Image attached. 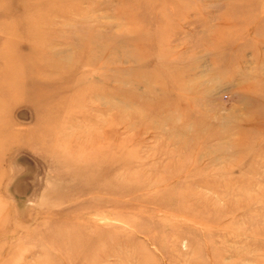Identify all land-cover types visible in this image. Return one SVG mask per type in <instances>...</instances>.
Here are the masks:
<instances>
[{
	"label": "rangeland",
	"instance_id": "1",
	"mask_svg": "<svg viewBox=\"0 0 264 264\" xmlns=\"http://www.w3.org/2000/svg\"><path fill=\"white\" fill-rule=\"evenodd\" d=\"M99 2L84 12L113 48L88 77L94 96L49 135L59 132L65 147L73 136L106 146L103 191L85 187L83 170L93 164L48 135L40 144L16 134L40 132L61 96L71 107L72 78L81 74L44 73L49 49L38 59L24 53L18 64L0 38V264H78L40 242L86 221L101 231L87 230L102 246L91 264H264V0H182L177 14L153 7L132 20L120 0ZM164 10L166 30L153 44L123 42L142 21L156 33ZM218 38L222 45L206 48ZM141 50L146 57L135 59ZM76 52L58 58L71 67ZM171 82L185 91L169 94ZM52 150L63 157L50 158Z\"/></svg>",
	"mask_w": 264,
	"mask_h": 264
},
{
	"label": "bare ground",
	"instance_id": "2",
	"mask_svg": "<svg viewBox=\"0 0 264 264\" xmlns=\"http://www.w3.org/2000/svg\"><path fill=\"white\" fill-rule=\"evenodd\" d=\"M120 1L123 4L128 5L126 9H123L121 11V14L129 20L138 17L143 12L150 10L153 7L166 9L168 5L169 6L172 5L173 7L172 13H176V14L182 11L183 9L182 0H120ZM83 3L87 4V6H85L84 8L81 6ZM92 3L97 4L96 6H98V8L100 7L101 4L99 0H0V38L5 39V41H3V44H5L10 49L11 48L14 49L17 55L18 64H20V60L24 53H31L34 55V59H38L39 50L49 49V51L51 52L47 56L43 54L50 61V64L45 69L44 73H48L49 75L55 73L56 75L62 77L64 71L66 73V75H64L65 76L64 78L68 80H69V76H72L71 74L73 72H75L76 75L78 73L81 74V76L77 79H75V77L74 79L72 78V81L76 82L75 85L77 86L76 88L73 87L72 89L73 104L71 107L67 104L63 105V103L64 102L66 103L67 100L66 98H63V96H61L62 99L61 97L60 99H57L55 108L53 107L51 110H49V112L45 111L47 115L43 116L44 118H42V122L41 120H39L38 124L40 125V127L41 128L43 126L45 127V128L43 127V129L40 132L38 131V133L35 135H32V133L30 134L28 132L25 133L14 132V133L20 136L21 134H24L23 136H28V137L33 136L35 142L40 144H45V137L46 135H48L49 142L50 140L54 141L55 147L57 148H59V146L62 147L65 144H67L66 142L64 143V139L62 138L59 132L57 133L56 131L51 135H49V132H51V130L55 131L56 127L61 123V121L63 122L64 117L68 116L70 113H74V114L77 113L79 111L78 107H80L83 104L84 99H90L92 98V96H94L93 95L94 92L92 90L94 88L93 87L94 85H92L88 81V77H90L89 75L94 69H98L102 65L99 62V59L101 61V56H102L100 54H103L106 51L113 48L112 42L108 43L103 41L104 33L102 29L99 28L97 22H95L94 25L88 22L90 18H87L85 12L87 13L89 9H91L90 7L92 6ZM169 17H170L169 12H165L164 10V16L162 15L157 21L159 25L156 33H153L151 35L145 33L146 27L150 26L151 22L142 21L137 26L133 25L132 27H130L131 36L127 38L125 37L126 36L125 35L123 38V42L131 43L135 45L137 48L141 45L147 46L153 44L156 37H160L161 34L165 32L166 30L165 25H167L165 24V22L167 21V19H169ZM101 25H102V21H101ZM119 39L121 41V36L119 37L116 36L112 38V40L116 42H118ZM209 42L207 43L206 46V48L209 49L214 47L215 48L219 47L220 45L223 44V41L219 38L216 39L215 41H212V43ZM161 44L165 46L167 44V40L166 41L162 40ZM199 44L202 43L198 41L196 45ZM66 50H70V51L72 50L74 52L77 51L75 55L76 61L74 60V62H70V63H74L72 64L71 67L70 65L67 66L66 64H62L61 59L58 58L60 57L59 56L60 53ZM138 50H140V48ZM95 53L97 54L95 55ZM145 54L146 53L141 50L135 54L136 56H138V58L135 56L133 57L131 56V57L132 59L134 57L135 59H140V58L142 59V57L144 59L146 57ZM69 58L70 56L64 58V60ZM170 59H172V57ZM37 62L39 61L37 60ZM41 63H43V60ZM165 74L168 75L167 72ZM175 74H176L175 76L178 78L180 77L181 72L178 70L177 72H175ZM39 75H41V73ZM42 76L43 75H41L40 77ZM169 84H170L168 87L169 94L172 93V91H175L178 94L185 91V89L177 85L176 82H175L176 85H174V83L172 82ZM161 89L164 88L161 87ZM15 92L21 94L22 93L21 88L20 87L17 88ZM49 99L50 98L48 97H44V95H41L39 97V100L43 102L45 101L46 104L51 102L49 101ZM80 100L82 101V104L78 103ZM68 142L70 143V145L68 144V147H65L66 145L64 146L65 148H68L67 153L68 152H70V154L72 153L71 156L78 155L79 158H81V161L84 162L82 163L84 164V166L91 164L94 165L93 170L91 168H85L83 170L84 171L83 176L87 177L90 180L89 184L85 187L103 191L104 187L99 183V181L101 180V175L103 173L102 161H103V157L107 153V149L105 148L106 146H104L102 142H100V140L97 139L95 146L93 148H90L91 146H93L92 144H89L88 141L83 142L81 144V142L76 141L74 136L70 138ZM49 156L52 159L55 158L60 159L63 157L60 156L59 153L57 155V152H53V150L52 152H50ZM64 158L66 159V157ZM105 172L106 171L104 170V173ZM71 174L72 176L79 177V175H76V173H71ZM111 189L112 186L107 187V190H109V192H112ZM4 205L5 203L3 202V200H0V213H1L0 216L5 219L6 213H5ZM5 221H3V223ZM88 229H93V233L101 232L99 231L100 229L95 223H90L86 221V223L84 224H77L75 226V229L72 227L71 231L66 233L63 236V238H59L56 236H48L46 238H43L40 243L42 245H45L46 248L47 246H53L54 248H57L60 252L61 250L62 251L66 250L67 252L65 251L63 252L66 254L65 257H63L66 260L77 258L81 260V262L79 261L78 264H91L90 261L93 258V252L95 253V250H98L100 248L99 246L101 245H99L100 242L97 243L92 240L91 238L92 236L87 232ZM4 230H5V226L4 228H2V231L0 232V239L2 240L7 239ZM75 230L85 231V233H82L80 235L77 234ZM33 250L34 247H31L29 249V253L30 252L32 253ZM7 252H9L8 248L7 250L5 249L3 251V255H2L3 261L5 260V256L8 254Z\"/></svg>",
	"mask_w": 264,
	"mask_h": 264
}]
</instances>
